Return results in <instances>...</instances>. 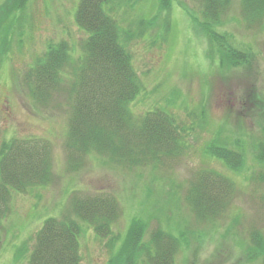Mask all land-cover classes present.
Segmentation results:
<instances>
[{"label":"rangeland","instance_id":"374dc122","mask_svg":"<svg viewBox=\"0 0 264 264\" xmlns=\"http://www.w3.org/2000/svg\"><path fill=\"white\" fill-rule=\"evenodd\" d=\"M121 1L116 17L123 29H136L139 21L149 22L158 11V0ZM5 2L8 9L9 0H0V7ZM78 5L79 0H27L17 16L10 15L0 23L2 136L46 141L54 175L48 186L27 194L12 193L0 264H29L36 234L45 221L67 215L75 218L70 213L73 197L98 195L118 202L114 237L98 238L82 222V264H108L134 219L148 224L146 241L159 228L175 234L184 230L189 244L177 255V264H258L248 261L246 255L250 232L264 234V165L256 159V146L264 135V26L247 28L241 20L240 0H233L227 29L235 44L250 48L255 57L246 69L221 75L224 70L214 68L216 61L208 57L205 39L194 36L182 10L183 5L197 14L199 6L193 0H177L168 19L169 33L162 30L167 22L162 15L164 24L149 27L129 45L145 87L131 109L137 119L155 109L173 114L179 124L180 146L188 148L178 157L164 158L160 167L149 164L130 169L90 154L74 170L66 152L74 103L72 65L88 38L76 23ZM139 31L143 32L140 27ZM62 40L70 45L72 65L63 73L60 92L45 104L38 103L31 95L30 73L47 47ZM236 141L245 153V166L242 173L233 175L205 151L212 142L233 149ZM207 170L231 178L237 191L222 217L198 223L185 196L193 176Z\"/></svg>","mask_w":264,"mask_h":264},{"label":"trees","instance_id":"16d2710c","mask_svg":"<svg viewBox=\"0 0 264 264\" xmlns=\"http://www.w3.org/2000/svg\"><path fill=\"white\" fill-rule=\"evenodd\" d=\"M193 1L199 6L197 14L183 5L182 10L190 20L194 36L205 39L208 57L216 61L214 68L224 70L221 74L224 75L251 65L255 55L250 48L237 46L227 29L230 21L226 19L233 0ZM9 2L8 9L6 2L0 7V23L10 15L17 16L27 5V0ZM176 2L158 0V11L149 22L143 19L136 29L127 30L116 17L121 0H79L76 23L88 34L81 54L72 65V50L62 40L50 44L43 58L35 63L30 73L32 78L30 75L28 78L31 95L41 104L60 92L64 71L74 66L75 82L71 88L74 103L66 138L70 168L78 169L81 166L78 163L90 154L130 169L149 164L160 167L164 158L178 157L188 148V145L180 146L179 124L173 114L155 109L137 119L131 109L145 87L133 65L129 45L144 36L149 27L161 25L162 15L164 21L167 16L162 30L169 33L172 28L168 19ZM240 16L247 28H262L264 0H240ZM205 153L233 175L242 173L245 153L238 141L233 149L212 142ZM256 153L257 161L264 165V135ZM53 180L49 144L33 138L6 140L0 127V249L12 193L27 194L48 186ZM236 191L231 178L214 170L202 171L191 179L185 203L198 223H210L224 215ZM118 210V202L110 196L73 197L70 213L75 218L67 215L46 220L36 234L29 264H82L81 223L93 228L98 238L114 237L112 224L118 218ZM147 225L142 219H134L119 251L113 253L108 264H177V255L189 244L184 230H176L175 234L159 228L146 241ZM140 256L143 261L138 263ZM246 257L248 261L264 264V234L259 230L250 232Z\"/></svg>","mask_w":264,"mask_h":264}]
</instances>
